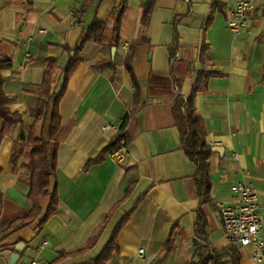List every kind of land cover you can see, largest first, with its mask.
<instances>
[{"label":"crops","instance_id":"crops-1","mask_svg":"<svg viewBox=\"0 0 264 264\" xmlns=\"http://www.w3.org/2000/svg\"><path fill=\"white\" fill-rule=\"evenodd\" d=\"M122 1L114 52L113 46L108 51L86 41L82 61L59 101L56 169L49 183L57 204L41 228L37 224L49 194L41 198L37 218L2 233L27 215L31 202L27 174L9 165L18 125L0 141V264L8 263L17 242L24 244L17 264H88L134 206L104 264H186L196 259L199 248L224 253L226 261L234 248L238 264H257L249 248L228 242L216 203L232 204L230 186L246 180L264 216V0H249L253 9L248 25L238 34L227 27L228 4L222 0H152L146 39L135 44L143 34V4L148 0H0V54L11 60L0 75L10 111L21 116L27 134L35 122L32 109L47 65L43 59H56L50 91L58 93L69 58L64 48H73L94 18L109 27L110 13ZM85 3L76 20L74 11ZM129 46L138 85L135 102L125 66ZM108 55L112 66L94 67ZM203 67L218 76L210 77L206 89L193 97L194 113L204 123L211 148L208 197L200 202L196 166L180 148L177 125L182 113L178 96L190 94ZM126 115L124 160L108 155L84 169L114 134L104 133L101 126L119 127ZM34 134L46 135L41 121Z\"/></svg>","mask_w":264,"mask_h":264},{"label":"trees","instance_id":"trees-1","mask_svg":"<svg viewBox=\"0 0 264 264\" xmlns=\"http://www.w3.org/2000/svg\"><path fill=\"white\" fill-rule=\"evenodd\" d=\"M87 3H85L82 8L74 11L73 16L76 20L81 18ZM151 3L152 0H148L143 4V34L140 39L133 41L132 44L146 39L144 33L150 18ZM124 8L125 2L122 1L111 11V25L109 27L101 20L94 18L79 36L74 47L71 49L64 48V51L69 53V58L63 69V83L58 93H51L50 91V75L55 67L56 59L53 57L43 59L47 62V65L42 72V78L38 90V102L32 109L35 116V122L34 125L28 129L27 134L23 131L21 116L16 112H11L9 109L10 102L3 93L2 77L0 75V141L4 136L9 134L13 126L18 125V131L9 157V165L12 171L22 170L27 174L29 184L27 198L31 202V208L27 215L18 221L15 220L11 222L8 228L2 233L9 232L14 228L17 222L26 224L37 218L40 214V200L48 194L50 195L49 202L43 216L37 224V227L41 228L45 221L54 213L57 204V195L55 188L49 192V183L50 178L54 176L56 169V151L58 148V142L55 139V135L60 124L58 112L59 101L64 94L68 78L82 61L80 51L86 41L91 40L100 44L102 47H106L108 51L112 46L117 47L119 43L120 17ZM203 50L204 46L201 47V52ZM130 51L131 47L129 46L125 58V66L134 86L135 102L137 101L138 85L129 64ZM106 64L112 66V61H110L109 55L106 61L96 64L94 67L99 68ZM10 67L11 60L0 54V71ZM213 76H218V73L214 70L203 67L197 73L190 94L186 98L178 96V100L182 104V113L177 125L180 148L183 150L186 157L196 166L195 186L200 202L206 201L208 197V158L211 154V148L205 141L206 130L204 123L202 119L194 113L193 97L198 91L206 89L208 79ZM38 121H41L46 129L45 136H36L34 134V129ZM127 121L128 116L126 115L121 120L118 130L113 134L108 143L96 156L86 161L84 169H87L92 164L101 162L106 156H108L114 146L122 138H125L124 129ZM134 207L121 218L106 245L95 258L88 262V264H104L110 257L111 253L116 250L117 231L126 219H128ZM198 221L202 222L201 216L198 217ZM198 230H202V228L198 227ZM169 243L170 238L168 237L165 246L166 250L168 249ZM223 257L224 253L216 251L210 252L205 251L203 248H199L196 251V259H192L186 264H238L239 257L234 248H230L229 260L226 261Z\"/></svg>","mask_w":264,"mask_h":264},{"label":"built area","instance_id":"built-area-1","mask_svg":"<svg viewBox=\"0 0 264 264\" xmlns=\"http://www.w3.org/2000/svg\"><path fill=\"white\" fill-rule=\"evenodd\" d=\"M228 4L226 24L229 30L238 34L248 25V14L253 9L249 0H222ZM43 32V30H39ZM104 133H115L118 126L106 123L101 126ZM128 153V144L122 138L108 154L115 161L122 162ZM244 175L247 171H244ZM235 195L232 204L216 203L220 223L228 242L237 247L249 248L251 257L257 264H264V216L259 213L257 193L246 180L230 186ZM19 264H36L34 260Z\"/></svg>","mask_w":264,"mask_h":264},{"label":"water","instance_id":"water-1","mask_svg":"<svg viewBox=\"0 0 264 264\" xmlns=\"http://www.w3.org/2000/svg\"><path fill=\"white\" fill-rule=\"evenodd\" d=\"M112 52H114V47L112 48ZM212 150L217 152L219 149L213 147ZM23 248H24V244L22 242H17L13 247V251L9 255V260L7 264H17L19 259V254Z\"/></svg>","mask_w":264,"mask_h":264}]
</instances>
